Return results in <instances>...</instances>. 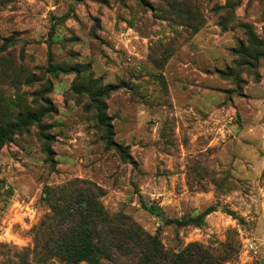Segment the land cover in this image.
I'll return each mask as SVG.
<instances>
[{"label":"rangeland","instance_id":"1","mask_svg":"<svg viewBox=\"0 0 264 264\" xmlns=\"http://www.w3.org/2000/svg\"><path fill=\"white\" fill-rule=\"evenodd\" d=\"M173 3L206 23L178 35ZM162 44L175 48L164 67L149 58ZM110 85L115 145L73 90ZM18 117L0 145V264H36L35 228L78 194L108 232L264 264V0H0V127ZM208 207L201 227L165 224Z\"/></svg>","mask_w":264,"mask_h":264},{"label":"trees","instance_id":"2","mask_svg":"<svg viewBox=\"0 0 264 264\" xmlns=\"http://www.w3.org/2000/svg\"><path fill=\"white\" fill-rule=\"evenodd\" d=\"M170 8L174 17L163 16V18L186 25V29H183L184 26L180 28L183 32L177 31L178 35H182L186 30L193 31L194 25L192 24L195 22L206 23L203 17L192 16L189 10H179V7L174 3ZM167 47L162 44L158 47L160 50L154 49L149 53V58L154 60L153 62L158 66L164 67L175 52L173 44ZM49 71L54 73L75 71L78 73L75 69L58 70L53 68ZM95 84H99V82L96 81ZM73 90L89 96L96 107L97 121L104 132L105 144L115 145L111 119L106 115L105 106L100 101L101 97H108L111 94L110 92L114 91V87L111 85L104 86V88L100 87V92L90 87H74ZM20 120L21 118L18 117L16 122L9 123L6 128L0 127V145L9 140L15 132L27 126L26 122ZM83 203L87 207L86 210L82 211L80 209ZM141 203L144 210L163 218L162 212L155 206L148 205L143 200H141ZM52 210L54 212L55 209ZM213 211V207H208L194 216L164 220L166 225L201 227L205 217ZM229 214L234 216V213ZM54 215L52 220H50L51 217H46L51 224L45 223L35 228V248L31 254L36 264H47L54 259H58L64 264H99L102 259L121 260L120 264H221L224 260H228V257L225 259L222 256H217L200 244H192L178 253L169 254L164 251L159 236H149L135 226L131 232L123 229L115 233L108 232L109 221L103 207L86 197L85 194H78L73 197L64 210H57ZM97 221L102 223V227L99 229H95ZM49 230L57 237L55 242L51 238L45 239ZM96 237L98 242L95 240ZM22 264H31V262H23Z\"/></svg>","mask_w":264,"mask_h":264}]
</instances>
